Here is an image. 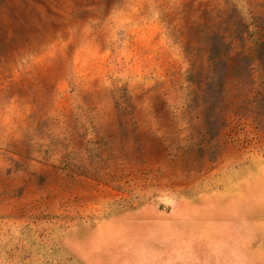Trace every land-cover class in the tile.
<instances>
[{
	"label": "rangeland",
	"instance_id": "1",
	"mask_svg": "<svg viewBox=\"0 0 264 264\" xmlns=\"http://www.w3.org/2000/svg\"><path fill=\"white\" fill-rule=\"evenodd\" d=\"M0 264H264V0H0Z\"/></svg>",
	"mask_w": 264,
	"mask_h": 264
}]
</instances>
